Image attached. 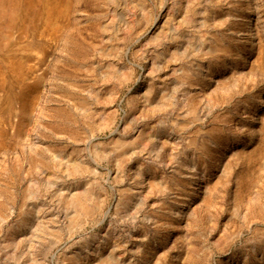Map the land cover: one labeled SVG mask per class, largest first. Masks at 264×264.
<instances>
[{"label":"rangeland","instance_id":"rangeland-1","mask_svg":"<svg viewBox=\"0 0 264 264\" xmlns=\"http://www.w3.org/2000/svg\"><path fill=\"white\" fill-rule=\"evenodd\" d=\"M0 264H264V0H0Z\"/></svg>","mask_w":264,"mask_h":264}]
</instances>
